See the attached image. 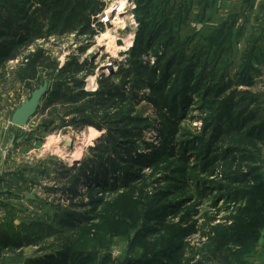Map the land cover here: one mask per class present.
<instances>
[{
    "label": "rangeland",
    "instance_id": "374dc122",
    "mask_svg": "<svg viewBox=\"0 0 264 264\" xmlns=\"http://www.w3.org/2000/svg\"><path fill=\"white\" fill-rule=\"evenodd\" d=\"M53 1L31 0L28 28L33 43L23 49L17 63L5 62L1 67L0 170L13 158L10 174L20 177V190L31 199L26 197V217L19 225L8 222L0 228V238L6 230L9 242H22L18 250L0 251V264H26L45 256L57 260L65 252L67 264L261 262L264 250L253 248L257 238L252 237L256 226L258 234L264 228V150L258 173L246 182L228 181L225 161L217 164L213 176L202 173L204 147L194 154L188 150L185 181L167 171L153 175L147 167L129 174L127 185L117 147L97 142L102 134L109 136L107 130L80 126L79 112L89 114L97 98L91 94L104 80L118 84V69L140 62L147 67L142 68L145 72L155 69L158 79L168 72L167 88L179 95V105L184 102L179 109L185 108L178 138L182 142H193V137L212 139L218 118L212 124L213 115L201 111L207 96L218 113L231 102H240L255 116L256 124L263 123L262 13L246 15L251 0H126L121 21L99 28L96 16L102 18L120 0H73V13L64 9L67 0L54 6ZM81 2L87 6L84 14ZM6 6L0 1V13ZM85 26L96 35L79 36ZM63 27L77 30L62 35ZM39 50L49 53L50 70L33 69L31 56ZM75 64H83V69L76 71ZM32 71L37 73L35 80L25 75ZM44 83L48 91L59 86L66 101L47 109L41 102L24 128L12 126L16 109ZM132 116L153 119L154 113L143 101ZM230 137L231 141L217 145L218 150L225 152L237 141V136ZM143 141L147 146L137 145V154H149L157 143L155 131L146 133ZM94 146L98 151L91 153ZM111 159L116 168L104 183L105 176L97 171H110ZM82 165L95 173L75 184L77 172L66 174V170ZM162 192L167 196L157 203L155 198ZM17 213L12 220H18Z\"/></svg>",
    "mask_w": 264,
    "mask_h": 264
},
{
    "label": "trees",
    "instance_id": "16d2710c",
    "mask_svg": "<svg viewBox=\"0 0 264 264\" xmlns=\"http://www.w3.org/2000/svg\"><path fill=\"white\" fill-rule=\"evenodd\" d=\"M3 1L6 3L7 8H3L0 13V74L3 73L1 72L3 63L16 60L22 56L23 49L29 48L30 44L33 43L28 28L31 0ZM55 4H61V0H54L52 5ZM74 4L75 1L67 0L64 9H68L73 13L76 9ZM42 5L48 7L44 2H42ZM79 8L82 14L87 11L84 2H81ZM98 25L99 28L103 27L101 24ZM76 30V28L63 27L59 33L64 35L65 33H73ZM79 33V36L88 35L93 37L96 35V31L91 30L88 26H85ZM132 49V53L135 54L136 46L134 45ZM31 59L33 69L45 67V69L50 70L53 65L50 62L49 53L43 50L37 51L31 56ZM83 66V64H75L74 68L79 72L83 69ZM142 68L146 69L147 67L142 66L140 62H131L128 64V68H119L116 75L120 77V82L114 84L108 79L104 80V85L91 94L97 98L89 114L84 110L79 112L80 126L89 125L96 127L98 130L104 128L107 130L109 136L105 137L102 134L97 142L105 141L106 148H109L111 144H114L115 148L117 147L119 151L117 160L124 164L123 172L126 176L129 174L134 175L133 171L135 172V169L148 167L153 170V175L161 171H167L177 174L185 181L186 170L190 169L187 164L188 159H186L188 150L190 149V153L194 154L197 153L198 149L204 147L207 156L204 155L206 161L201 171L209 177L215 174V169L218 168L217 164L220 161H225L229 165L228 167L224 164V170L227 171L226 179L231 183L238 180L246 182L258 173L259 169L256 167L264 150V122L256 124L255 116L247 108L243 109V104H240V102H231L225 107L224 112L218 113V110H215V104L207 96L203 99L205 104H202L201 111L206 110L213 115L212 119H215L212 124L216 117L218 118L212 139L205 142L206 139L203 136L193 137V142H182L178 138L182 132L180 123L185 119L183 114L185 108L179 109L184 102L179 105V95L167 88L169 82L168 72H165L158 79L155 69L152 68L149 72H145ZM25 75L29 80H35L37 73L34 71L25 72ZM56 88V90L47 91L42 98L41 102H44L45 109L66 101V96L61 95L59 92V86ZM143 89L147 90L146 95L140 94ZM143 101L147 102L152 108L153 119L132 116L134 107ZM152 129L155 131L157 143L150 148L148 145L149 154H137L135 150L137 145L141 143L147 146L143 141V136ZM231 135L237 136V141L225 147V152L218 150V146L225 144L227 140H232ZM94 151H98L97 146L90 149L91 153H94ZM107 162L111 166L110 171L107 170L106 172V169L97 171L105 176L104 183L108 181L109 173L114 172L116 168L112 159ZM63 169L66 170V167L63 166ZM75 171L77 172L73 178L75 184L88 177L89 173L93 175L95 173L92 167L82 165L78 169L74 166L67 169L66 174ZM143 177L142 175L140 180ZM129 179L130 176H128L127 185L131 181ZM158 196L155 200L160 203L167 194L162 192ZM245 198L247 200L246 204L249 205L250 195L247 194ZM258 228L259 226H256V232L252 238L259 237ZM7 236L0 238L1 247H8L11 250L22 247V242H9L8 240L11 238ZM61 256L63 258H57V260L52 256L33 258L26 264H67L68 253L65 252Z\"/></svg>",
    "mask_w": 264,
    "mask_h": 264
},
{
    "label": "crops",
    "instance_id": "0c3cea01",
    "mask_svg": "<svg viewBox=\"0 0 264 264\" xmlns=\"http://www.w3.org/2000/svg\"><path fill=\"white\" fill-rule=\"evenodd\" d=\"M251 3L252 7L249 11H247L246 15H249L248 12L254 15H256L255 13L261 12V15L263 16V21H261V24L264 25V0H251ZM259 6H261V8H259ZM12 160L13 158H11V161L7 160L6 162H4V167L2 170H0V228H2L3 225H6L8 222L12 223V225H19L18 223L20 221H23V218L26 217L24 209L26 208L25 200L28 195L20 190V177H18L16 173H14V175L10 174L11 172H13V170L9 168V166L12 165ZM13 177H16L17 180ZM16 212H20V214L17 213L18 220H12L14 217L13 215ZM8 233L9 231L3 230L2 237L7 236ZM253 248L264 250V228L261 229L259 237L253 243ZM0 251L6 252L9 251V248L0 246ZM12 251L14 250H10V252ZM20 251H23V249H21ZM261 262L255 260L253 264H261ZM21 264H24V262H21Z\"/></svg>",
    "mask_w": 264,
    "mask_h": 264
},
{
    "label": "water",
    "instance_id": "95a60500",
    "mask_svg": "<svg viewBox=\"0 0 264 264\" xmlns=\"http://www.w3.org/2000/svg\"><path fill=\"white\" fill-rule=\"evenodd\" d=\"M109 24H107L108 26ZM48 91L47 83H44L37 90L33 91L30 98L25 100L11 117V125L17 128H24L29 120L36 114L39 109L42 98ZM69 148L72 147V142L67 143ZM27 198L31 199V196Z\"/></svg>",
    "mask_w": 264,
    "mask_h": 264
},
{
    "label": "bare ground",
    "instance_id": "6f19581e",
    "mask_svg": "<svg viewBox=\"0 0 264 264\" xmlns=\"http://www.w3.org/2000/svg\"><path fill=\"white\" fill-rule=\"evenodd\" d=\"M126 6H127L126 0L117 1V4L112 5L110 8L106 10L105 14L102 16V18L104 19L102 20V22L103 21L107 23L110 22V24H113V20L121 21L120 16L124 14L125 12L124 10L127 8Z\"/></svg>",
    "mask_w": 264,
    "mask_h": 264
},
{
    "label": "built area",
    "instance_id": "2783aa9c",
    "mask_svg": "<svg viewBox=\"0 0 264 264\" xmlns=\"http://www.w3.org/2000/svg\"><path fill=\"white\" fill-rule=\"evenodd\" d=\"M96 23H98V24H101V25H107V22H102V18H101V16L99 15V16H96ZM108 23H110V22H108ZM18 59L19 58H17L16 60H13V61H9V62H11V63H14V62H18ZM22 60V59H21Z\"/></svg>",
    "mask_w": 264,
    "mask_h": 264
}]
</instances>
